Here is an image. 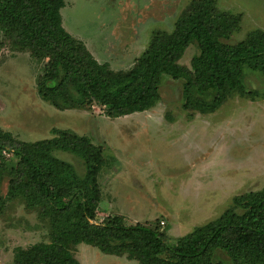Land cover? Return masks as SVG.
I'll list each match as a JSON object with an SVG mask.
<instances>
[{
    "label": "trees",
    "instance_id": "16d2710c",
    "mask_svg": "<svg viewBox=\"0 0 264 264\" xmlns=\"http://www.w3.org/2000/svg\"><path fill=\"white\" fill-rule=\"evenodd\" d=\"M64 0H0V32L14 50L45 61L36 78L38 96L58 110L101 105L109 117L141 112L160 99L163 76L182 80L183 107L214 112L232 95L264 99L248 87L249 71L264 80V31L255 29L230 42L240 15L221 11L215 0H190L171 31L154 30L128 69L99 62L84 42L61 24ZM189 66L178 61L191 45ZM52 137L16 138L0 128V214L6 200L18 199L47 223L48 241L13 249V264H80L74 247L86 243L101 252L126 256L139 264H264V186L233 197L215 219L194 227L173 243L158 224H127L120 215L95 221L101 199L98 176L108 164L101 144L69 129ZM75 156L83 172L55 156ZM16 158L8 166L1 154ZM223 252L228 261L214 260Z\"/></svg>",
    "mask_w": 264,
    "mask_h": 264
},
{
    "label": "rangeland",
    "instance_id": "374dc122",
    "mask_svg": "<svg viewBox=\"0 0 264 264\" xmlns=\"http://www.w3.org/2000/svg\"><path fill=\"white\" fill-rule=\"evenodd\" d=\"M190 0H64L61 24L84 42L99 62L128 69L147 46L154 30L171 31ZM221 11L240 15L228 41L252 30L264 31V0H215ZM191 44L180 60L189 66ZM45 61L27 50H14L0 32V128L19 140L49 138L53 128L69 129L101 144L106 164L98 176L101 199L95 221L120 215L125 223L158 224L164 240L176 238L219 216L233 197L264 186V99L232 95L217 110L200 113L183 107L180 79L163 76L160 99L148 110L109 117L92 103L58 110L36 93ZM248 87L264 90V80L249 71ZM8 166L16 158L1 153ZM79 173L68 152L54 151ZM2 195L7 191L3 180ZM0 214V264H13V249L48 241L47 223L18 199L6 200ZM80 264H139L126 256L79 243ZM214 260L228 261L223 252Z\"/></svg>",
    "mask_w": 264,
    "mask_h": 264
}]
</instances>
